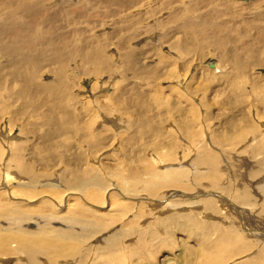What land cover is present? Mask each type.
I'll return each instance as SVG.
<instances>
[{
  "label": "bare ground",
  "instance_id": "1",
  "mask_svg": "<svg viewBox=\"0 0 264 264\" xmlns=\"http://www.w3.org/2000/svg\"><path fill=\"white\" fill-rule=\"evenodd\" d=\"M216 1H220L221 3V1L226 2L228 0H216ZM260 1L261 0H259L258 2L261 4V2L263 1L261 2ZM143 2H145V4H164L163 2H159L158 0H0V58H1L0 59V123L2 124L3 118H9L10 127L7 126V128H8V132L11 133L13 131L14 126H17L18 124L13 122L14 119L16 120L17 117H24V119L22 118L23 119L22 121L21 120L19 121V125H18L19 127L18 134L20 135V137H17L18 134L15 135L14 133H13L14 135L11 134L13 135L12 136L13 138L11 136L10 137L8 136L7 137L8 142L4 141V143H6V147L4 146V143L0 141V144L3 146V147L0 146V156H2L4 152H5L4 154H7L6 152L9 153L8 154L9 157L5 158L4 164H2L4 166L0 167L3 168V171H0V177L2 176L1 179L2 181L5 182L7 180L11 181L12 179L17 181V186H14L15 187L14 191L10 190V187L13 185L11 186L9 185L10 187L7 190L6 188L7 183L3 184L0 187V264H86L89 252L92 249L91 245H93L91 242L87 244V241L90 238H94L95 236H97V238L99 239L98 245L95 246V252L93 253L96 256H92L94 258L89 264H122L123 262L121 261L122 253L120 254L121 250H124L125 255L130 260H134V261L135 259L138 260L136 262L155 261V256H156L155 254L157 250L161 249V247L174 248L177 246L178 243L176 244L175 242L176 238L173 235L174 231L172 230L173 228L171 226L179 230V224L186 225L188 236L191 237V235H196L200 237L198 238L200 239L199 244L205 248V250H203L202 248L200 249V247H198L200 251L201 250L204 251L203 253L200 252V254L202 253L203 255L202 256L204 260L203 264H227L229 263V260L232 259L234 256L243 255L244 253H247L251 248L256 249L257 246H258V250H256V252H258L257 259H255L256 257L255 258L253 257L254 259H247L249 256H247V258L245 256L244 259H242L239 262H236L235 264H258V263L264 264V234L260 232L259 227L257 228L255 227L258 230H256L255 228L251 229L252 230L251 234L255 235L256 237L251 241L250 240L247 241L241 236V233L238 234L239 232H241V230L239 232L236 230L237 232L236 234L233 228L232 229L234 230V232H231L230 230L228 232L226 231L224 232L220 228L221 225L217 227L209 226L207 223H205V221L199 219L194 214V212L180 213L177 211L176 212L172 211L173 213H171L168 216L166 215L163 218L161 215H159L161 218L155 217V220L153 219L154 223L152 222L153 225L147 227V229L145 230H143L142 227L139 226L137 223H135V220L131 218L127 223L125 222L121 223L119 228L114 230L112 234L107 236H102L104 235L103 232L107 230V228L111 227L116 220L113 219L107 220L100 216H97L88 208V206L86 207L87 204H91L94 206L97 203L103 202V197L105 192L104 194H102L103 193L102 191L103 190L106 191L108 187L107 184L110 183V182L108 183L109 179L106 178L107 181H105V177H104L103 180L102 179L103 176L102 175L100 176V173L95 170L84 171L87 167L90 166L89 164L90 159L95 158L98 155V152L99 153L102 152L103 148H107V146H109L108 140L111 139L112 137H115L116 139L118 138L121 141H125L124 139L130 140L135 135H138L140 131L141 134L147 135L149 137L152 134H156V135L158 133L160 134V132L157 133V131H155L154 128H157V126L153 128V125L150 124V121L153 120L152 119L153 117L150 118L148 116L150 115L149 113H146L148 114L147 115L149 117L148 119L147 117L144 118L143 116H142L143 118H141L140 116L139 119L138 118L139 116L138 115L136 116V114L140 113V110L131 109L133 107L128 102L140 108L146 107L149 103L146 105L145 103L139 102V98L137 96L138 94L136 95L135 91L132 90L133 87L131 89L132 90L131 94H129L130 93L129 92L128 93L129 95L127 94L128 96H126L124 90H126V88L129 87L123 86L120 88L119 86L121 85V83H115L114 85L111 84L112 87L114 88L113 91L111 92L108 91V93H106L109 94V99L104 94V98H97L93 100L94 105L93 104L92 105L95 108H97L96 109L97 111L100 112L99 115L101 117H104L103 121H100L101 123L99 125L96 126L94 125L95 127L91 122H90L91 126H89L88 124L79 125L85 119L84 116H86L88 112L91 111L90 109L92 107L89 108L88 110V107L85 106L87 108L86 109L81 100L79 101V99L73 97L71 91L75 87L76 81H74L71 77L67 75V69L71 68V66H69L68 63H70L73 59L80 57V59L82 60L81 62L93 68L91 73L96 75L97 77L107 74L108 73L107 68L110 67L115 69L114 71L116 74H118V76L120 74L122 75V73H120V71L118 70L122 69L123 71H126L127 67L128 69L130 68L131 63L125 65H121V64L116 65L114 64V62L112 63L109 62V59L104 55V50L105 51L107 50L104 43L105 41L103 40L104 42L103 41L99 42L98 40L99 37L96 35H92L90 33L91 30L88 28V27H91L93 29L94 28L96 29L97 27L102 28V26L98 24L101 21L99 19L98 20L100 22L98 21V23L96 21L95 22L92 21L90 16L87 17L88 15L86 16L84 15L85 13L79 12L75 7H73L74 5L71 6L70 4H93V5L100 4L101 6L105 7V9L110 8V10L106 9V11L110 12L108 15H111L112 17L115 18V21L112 20L113 24H117L124 18L121 17L122 13L120 12L122 11L129 12V10L132 9V7H134L135 4L140 5L143 4ZM171 2L176 3V0H171ZM242 2L244 1L242 0ZM206 4L209 5V0H189V8L187 9L189 12L192 13L196 12L195 14L196 20H194V18L190 16H189L190 18H187V16L182 13L186 17H184L185 19H183L182 22L178 23L174 29V31L179 33L180 34L179 36L182 37L180 38L181 40L180 43L179 44L177 43L179 48L184 49L186 52H190L192 49L194 51V48L191 49L190 42L193 41L191 40L192 37H195L197 41L194 44H195V48L198 46L197 47L198 51H200L201 48L204 49V47H207L206 43H208V45L212 47V49L213 48L219 49L218 51H220V53L216 54V56H218L219 62L217 61L218 63L207 64V67L210 68V71L208 72L210 74L216 75V77L221 76V74H223L224 72L225 73L232 72L235 75H237V73H245L249 70L248 68L252 64L254 66L264 65V29L259 28V22L264 21V13L261 16L255 17L253 19L247 18L248 19L247 22L249 21L247 24H249L248 26L254 30V34H255L254 38L257 37L259 46H253V42L247 48H244L243 45H237L236 43L229 46L227 45V43L229 42L227 36L228 33L226 32L225 34L226 27L223 26L222 23L217 24L214 21L216 14L218 17L220 12L215 13L212 9V11L203 13L201 7L205 6ZM112 5H114V7L116 6L115 7L116 9H111ZM223 5L229 6L228 4H223ZM235 14L232 11L230 12V16L232 18L237 17V14L236 15ZM180 18L182 19L181 12L178 8H175L174 11L169 15V17H167V20L169 21L175 20L176 23V20ZM244 20L246 21V19ZM112 28L113 30L110 31V33H107L105 37L102 35L104 37L103 39H105L106 42L111 41L112 40L111 38L116 37L118 34V28H116V26ZM237 28L239 27L237 26ZM239 31H243V30H239ZM234 32L233 33L231 32V34H234ZM204 44H206V46ZM226 45L228 47H226ZM115 51L122 58L128 57L129 55H130L129 58H131L132 56L134 58V61H135V57L138 54V52L135 54L133 51L128 50L127 47H125L124 42L122 41L116 44ZM206 51L211 52L209 50ZM204 53L205 52H203V54ZM133 54H135V57L133 56ZM44 68H46V70ZM143 68L139 67L140 76L142 77V79L143 77L147 78L149 75H151L149 69L147 68L143 69ZM43 70H45L46 73L50 72L51 74H53L52 76L53 78L49 80H46L44 78L39 79V77L43 74L42 73ZM135 71L137 74L138 71L136 69ZM158 71L160 73V70ZM123 75L125 74L123 73ZM76 78L74 79L76 80ZM15 84H16V88L13 87L15 86ZM95 85L97 86V82L96 84L95 83L93 84V86ZM4 88L7 91L4 90ZM191 89H193L192 86ZM222 90L224 89L222 88ZM101 93H103V91ZM99 94L100 93H98V96ZM206 95L208 98V93ZM122 98L124 99L123 101H121ZM131 98L134 99L133 101H135V104L130 101ZM201 99L203 101L204 96ZM208 101L210 102V99ZM206 102L205 104L209 103ZM211 103L213 104V101ZM15 105L16 107H14ZM123 106L125 107L123 108ZM202 106L205 107V109L207 107L203 104ZM111 107H113V109ZM148 110L150 111V109ZM121 111H123L124 119H126L123 120L124 124L121 121V115H122ZM144 111L145 110H143V112ZM180 112L182 114V111ZM118 113L119 116L115 118L116 114ZM141 114L142 113H140V115ZM125 116H127L128 119L125 118ZM32 117H34L35 119H31ZM110 117H112L113 119H108ZM71 119L72 122L74 123L77 122V124L75 125L74 123L70 122L69 120ZM73 119H75V121ZM142 119H144V121ZM106 122L116 125L114 128L116 130L115 133L111 132L113 129L112 128L113 125L111 127V124L107 125L105 124ZM73 125L77 127H74ZM137 125H141V126H138L139 131L136 132L135 127H137ZM108 126L111 127V129H107L106 127ZM255 126H257V124ZM255 126L253 124V127ZM255 129L252 130L255 131ZM149 132L151 133L150 135L147 134ZM77 135H80L81 137V139L78 140L81 144H83L82 142L87 144L85 150L88 153L85 152L84 149L74 150L75 147L74 144L77 143L73 144V142L71 141L70 142L68 141L66 144L64 143L65 141L64 138L73 139ZM29 136H31L32 138L31 137L29 138ZM217 137H215V139L221 140V138L219 137L217 138ZM242 137H240V139ZM224 138L223 140H225ZM4 139L2 137V140ZM218 142L220 141L217 140V143ZM149 143H150L149 140L145 143L147 147L150 145ZM263 143L264 142H262V144ZM155 145H157V143ZM199 146H200L198 148L199 151H197L196 156L192 159V162L194 164L193 166H195V168H198L200 165H208L209 167H211L209 170L205 171L207 172V174L203 177L208 179H213L212 183L216 184V182L219 181L218 178L220 177L218 176L220 175L218 174L220 172L217 173V169L214 168V165H220L221 158L219 159V155L216 154L214 150L210 151V149L208 150L207 147L204 148L205 146L201 144ZM262 146L264 147V145ZM58 148L62 150L58 151L57 150ZM257 148L260 149L257 150L256 147L255 148L253 147L252 148L253 151L252 150L251 151L254 152L253 155L255 154L257 155V162H258V158H259L258 154L260 153L262 154L263 148L260 146V143L257 145ZM32 152L33 154L31 155ZM134 152L132 153L133 155ZM129 153L131 154V152ZM129 153L128 154L126 153L125 155L123 154L122 155L123 157L117 156L116 159L113 156L109 158L107 154L106 155L108 158H106L105 156L103 158L100 157V160H102L104 164L106 162H112V160H115L114 162L117 163L115 168L117 170L116 171L111 170L112 175L114 174L116 176L117 174L116 176L117 180L114 181L122 182V176L118 174L117 171L119 170V168L121 169L120 172L122 171V169L124 170L127 163H135V166L137 167L141 166L140 161H138L139 158H136V154L135 156H133L130 155ZM84 154L85 155L88 154V158L84 157ZM261 154L260 156L264 157ZM157 155L158 157L161 158V160L168 159V161L171 160L172 157H174L173 152L172 154L168 152H164L161 154L158 153ZM261 157H260V161H261ZM231 161L234 162V159H232ZM60 164H65L66 166H69V169L72 168L70 172L71 173L70 175L72 176L66 174L67 170L65 168L61 173H59L57 180L58 184L63 185L66 191L72 190L78 193L79 192L78 190H80L81 193L78 194L80 195L84 203L80 201H76L73 202L74 204H72L66 202L67 200H65L66 209H63L61 211L62 213L56 210L55 211L44 210L43 208H40L37 204L45 203L43 199L41 201H37L36 204L28 203V199L38 197L42 195V193H48V192L50 193V195L56 194L57 196L56 198H60L61 194L58 193L57 191L58 188L57 185H51L50 186L51 190L41 187V183L44 180H46V183L48 182L49 179L47 178L50 177L51 169L54 168L56 165H60ZM230 164L232 163L230 162ZM257 164H258L257 165L258 168L252 166L250 169L247 170V175L249 177L255 178L256 176H258L259 173L260 175L258 177L263 175L261 174V168H260L261 164L259 162ZM176 166L173 165L172 167L174 168L168 169L169 167L167 168L166 165L163 168H161L162 170L164 169L165 172L156 171L157 173H155L154 169L152 170V167L149 164L145 166L148 168H142L141 171L127 169L126 170V172L128 173L127 179L129 182L125 187V191L129 195L134 196L133 199H136V202L138 199L139 200L138 203H141V201L146 199V197L144 196L136 197V195L139 193H145L146 195H154L160 189L167 187L173 188L175 186L178 188L181 187V189L183 188V190L185 191H190L192 188L185 185V183L184 184L181 183L179 180L181 178H184V175L186 173L184 171L185 167L178 166V169H175ZM249 166L251 165L248 164L246 166V169L249 168ZM154 167L155 166H153V168ZM133 168L137 169L135 167ZM166 168L168 169V171H166L167 170ZM11 169L15 170L14 173L11 172ZM20 175H24L25 177H22ZM16 176L22 177L24 181L17 180ZM187 176H185V178ZM197 176H201V175L198 174ZM164 180L165 182H163ZM221 181H219V183ZM260 181L264 182V179H260ZM50 184L52 183H49V185ZM140 184H144L145 186L141 185L142 186L141 187ZM186 184H188V182ZM47 188L49 187L47 186ZM260 189L264 192V183L260 184ZM223 191L226 192L227 193L226 195L230 197L233 201L237 202L238 204L237 208L234 206L236 211H238V209L240 210L243 209L244 206L252 210L254 209L253 196L247 190L246 187L242 186L239 189H234L231 185H229L227 187H224ZM13 194L14 195L18 194L20 198L13 197ZM110 195H114V194L110 193ZM73 198L75 199L76 197ZM206 198L209 200L203 201L201 203L203 210L218 212L219 209L217 206H221V204H223L220 201H218L219 198L217 200L215 199L216 197H214V199H210L208 197ZM113 200L114 198L112 199V205L116 206ZM221 201L226 203L223 199ZM94 202L95 204H93ZM192 203H196V202H192ZM133 204L130 205V203H127L125 205L126 207L129 208V205L133 206ZM125 205L123 203L124 207L121 206L123 208H120L118 210L119 211L124 210L125 212H127L128 209L125 207ZM153 205H155V207H158L159 209H161L164 206L163 202H158L155 204L153 203ZM116 207L115 209H117ZM113 211L111 213H113ZM142 212H144V210ZM142 212L140 211L137 212L136 215H134V217L138 219L139 216L142 214ZM263 212H264V208H263ZM111 213H107V214L105 213V214L108 216V214ZM114 215L117 216L120 214L115 213ZM31 220H34L33 222L37 221L38 222L37 226L34 224V226L30 228L29 224L32 222L30 223L27 222ZM249 224L250 223H248V225ZM251 226H253V224ZM235 227L237 228V226ZM242 232H243L242 234L245 235L244 231ZM101 233L102 235H100ZM212 233H215L216 241L212 240V235H211ZM130 238H133L132 239L133 242L130 241L131 243L125 246L124 245L126 243L125 241ZM215 242H218L220 244V246L223 248L222 251H220L221 250L220 249L217 250L218 252H216V249L217 248L219 249L221 247H218V244ZM185 243H183V248L185 250V253H187V256H189L190 254L193 255L192 246H190L189 244L186 245ZM214 243H215V251L213 250L212 252L211 250L213 246L212 248L210 246L214 245ZM112 251L115 252L117 255L114 256ZM193 252L195 251L193 250ZM193 257L196 258V256ZM128 258H126V260H128ZM199 258L201 257L199 256ZM129 263L130 261L128 262V264Z\"/></svg>",
  "mask_w": 264,
  "mask_h": 264
},
{
  "label": "rangeland",
  "instance_id": "2",
  "mask_svg": "<svg viewBox=\"0 0 264 264\" xmlns=\"http://www.w3.org/2000/svg\"><path fill=\"white\" fill-rule=\"evenodd\" d=\"M158 1L163 2L165 5L164 4H145V2H143V4H140V5L135 4L134 7H132V9L129 10L130 13L128 11L120 12V13H122L121 17L122 18L124 17L125 19L123 18L121 20L123 22L120 21L117 24H113V21H115V18L112 17L111 15H108L110 12L106 11V9L110 10V8L105 9V7L101 6L100 4L99 5L98 4L97 5H93V4H70L71 6L74 5L73 7H75L79 12L85 13L84 15H86V16L88 15L87 17L90 16L92 21H94V22L96 21L97 23L99 20L101 21V22L99 21L100 23H98V24H100V26H102V28L101 27H99V28L97 27L96 29L95 28L93 29L91 27H88V28L91 30L90 33L92 35H96L99 37V39H98L99 42L103 41V40L105 41V42L104 41L103 42L105 43L107 50L106 51L104 50V55L109 59V62H111V63L114 62V64H116V65H119V64L125 65V64L131 63L130 68L128 69V67H127L126 71H123L122 69L118 70V71H120V73H122V75L120 74L118 76V74H116L114 71L115 69L110 67V68H107L108 73L104 74L100 77H97L96 75L92 74L91 71L93 70V68L91 66L85 65L83 62H81L82 60L80 59V57L73 59L74 62L72 60L70 63H68V65L71 66V68L67 69V75L69 77H71L74 81H76L75 87L71 91L73 94V97H76L77 99H79V101L81 100L83 102L84 107L85 106L88 107V110H89V108L92 107L90 109L91 111L88 112L89 115L87 114L86 116H84L85 119L83 118L84 120L79 125H84V124L87 125L88 124L89 126H91L90 125L91 123H93V126L99 125L101 123L100 121H103L104 117H101L99 115L100 112L97 111L96 110L97 108H95L93 106L94 105L93 100L97 99V98H104V94L109 99V94H106V93H108V91H110V92L113 91L114 88L112 87V85H114L115 83H121V85L119 86L120 88L123 86L130 88V89L126 88V90H124V93L126 96L131 94V92L133 90V91H135L136 95L138 94L137 96L139 98V102L145 103L146 105L149 103L146 107L140 108V107L135 106L132 103L128 102L133 107L131 109L140 110V113H142L141 115H140V113L136 114V116L137 115L139 116L138 117L139 119H140V116H141V118L147 117V119L149 117L150 118L153 117L152 118L153 120L150 119L153 121V122L150 121V124L153 125V128L155 126H157V128H154L155 131H157V133L160 132V134L158 133L159 135L158 134L157 135L156 134L150 135L151 134L150 132L147 133L148 135H150L151 138L147 135L141 134L140 133L141 131H140L139 133L142 136H140L138 133V135H135L130 140L124 139L125 141H121L120 139H118V138L116 139L115 137H112L111 139L108 140L109 146H107V148L102 149L103 153L98 152V155L95 158L90 159V161H89V164H90L89 167L90 168L87 167L84 171L95 170V171L100 173V176L101 175L103 176V178H102L103 180H104V177H105V181H107L106 178L109 179L108 183L109 182L110 183L109 184L106 183L108 185L107 190L102 191L103 192L102 194H104V192H105L104 197H103V202L97 203V204H95V202H94L93 203V204H95L94 206L91 204H87L86 207L88 206V208L97 216H100V217L107 219V220L108 219L116 220L112 224L111 227L107 228V230H105L103 232L104 235H102V233L100 234L102 236H107V235L112 234V232L114 230L119 228L121 223H123V222L127 223L129 221V219H131V218L134 219L135 223H137L139 226H141L143 230H145V229H147V227H150L153 225L155 217H160L159 215H161L163 218L166 215L168 216L171 213L177 211L180 213H182V212H189V213L194 212V214L199 219H201L202 221H205V223H207L209 226L217 227V226L221 225L220 228L224 232L225 231L228 232L229 230L231 232H234V230H235V234H236L237 233L236 230L238 232L241 230V232H239L238 234L241 233V236L244 239H246L247 241H249V240L251 241L252 239H255V237H256L255 235L251 234L252 233L251 229H254L255 227L256 228L259 227L260 232L264 234V229H263L264 228V212H263L264 192L260 189V184L264 183V182L260 181V179H264V157L260 156L261 153L258 154V157H259L258 162L261 164V166H260L261 174H263V175L258 177L260 175V173H259L258 176H256L255 178H251L247 175V170L250 169L252 166L258 168L257 167V165H258L257 164L258 163L257 162V155L256 154L253 155L254 152H252L253 151L252 148L256 147V149L259 150L260 148H257V145L260 143V146L264 149V147L262 146V145H264V143L262 144V142H264L263 141L264 140V107H263L264 106V86H263L264 85V65H255V66H257V67H255L252 64L249 66V68H248L249 70L247 72L237 73V75L233 74L232 72H229L230 75H229V73L224 72L223 74H221V76H217V77L214 74H210L208 72V71H210V68L207 67V64H209V63L214 64V63L219 62L218 56H216L217 53H220V51H218L219 49H214V48L212 49V47H210L208 45V43H206L208 48L204 47L205 50L203 48H201L200 51H198V49H197L198 46L195 48V44H194L197 41V39L195 37H192L191 40H193V41L190 42L191 43V49L194 48V51H193V49L191 50L193 52H191L190 50H189L190 52H186L184 49H182V48L180 49L178 46V44L181 41L180 38H182V37L179 36L180 35L179 33L174 31L176 25L178 23L182 22L183 19H185L184 17H186V16H187V18L192 17V18H194V20H196L195 19L196 18L195 17L196 12L192 13V12H189L187 9V8H189V0H176V3L171 2V0L170 1L169 0H164V1L158 0ZM168 1L173 3V4L169 3ZM187 1H188V3H187ZM243 1L244 2H242V0L241 1L240 0H228L226 2L221 1V3H220V1L209 0V5L206 4L207 7H206V5L201 7V10L203 13L212 11V9L215 13L220 12V14H219L220 17L219 16L217 17V14H216L214 21L217 24L222 23L223 26L226 27L225 34H226V32L228 33L227 36H228V39L230 42V43L228 42L227 45L230 46V45L236 43L237 45H243L244 48H247L253 42V46H259L257 37L254 38V36H255L254 30L248 26L249 24H247V23L249 21L247 22V20L253 19L255 17H259L264 13V0H261L263 2L260 1L261 4L258 2L259 0H254V1L253 0H247V1L243 0ZM185 3L188 5H186ZM223 4H228L229 6H224ZM112 7H114V5H112ZM112 7H111V9H116L115 8L116 6L114 8H112ZM175 8H178L180 10L181 16H182V19L180 18V19L176 20V23H175V20L174 21L173 20H170V21L167 20V17H169V15L174 11ZM230 9H232V10H230ZM229 11L230 12L232 11L234 14L236 13L237 17L232 18L230 16ZM182 13L185 14L186 16H184ZM238 14H239V16H238ZM148 17H150V18H148ZM238 19H239V22H238ZM244 19H246V21ZM245 22H246V24H245ZM106 23H107V25H106ZM115 26H116V28H118L117 36L111 38L112 39L111 41L106 42V40L103 38L105 37V35L107 33H110V31L113 30L112 27H115ZM227 26H228V28H227ZM237 26L239 28H237ZM247 26H248V28H247ZM259 28L264 29V21L259 22ZM239 30H243V31H239ZM100 31H103V32H100ZM231 32L232 33L234 32L235 35L231 34ZM230 34H231V36H230ZM244 39H246V40H244ZM121 41L124 42L125 47H127L128 50L133 51L135 54L138 52V54H137L138 57L137 56L135 57V54H133V56L135 57V61H134V58L132 56H131V58H133V59L129 58L130 55L128 57L122 58L115 51L116 50V44L121 42ZM177 41H179V42H177ZM110 43H111V45H110ZM206 44H204V45L206 46ZM193 45H194V47H193ZM227 45H226V47H228ZM134 49H135V51H134ZM202 50H204V51H202ZM206 50H209L211 52H208ZM203 52H205V53L203 54ZM80 62L82 63V65ZM134 63H136V64H134ZM139 67H141V68L144 67L143 69H146V68L149 69V72L151 73V75H149L147 78L143 77V79H144L143 80L142 77L140 76ZM167 67H169V68H167ZM111 68H112V70H111ZM44 69L46 70V68H44ZM88 69H89V71H88ZM135 69L138 71V73H137L138 75L136 74ZM45 70H43V72H42L43 74L39 77V79H43V78L46 80L52 79L53 74H51L50 72L46 73ZM129 70H131V71H129ZM158 70H160V73L162 75L159 73ZM44 71H45V74H44ZM152 72L153 73L155 72L154 75ZM123 73L125 75H123ZM155 74H157V75H155ZM246 74L248 75V77ZM122 76H123V78H122ZM152 76H153V78H152ZM157 76L159 79L157 78ZM139 77H141V78H139ZM74 78H76V80ZM130 78H132V79H130ZM251 78H253V79H251ZM117 80H119V81H117ZM93 82L95 84L97 82V86L96 85L93 86V84H94ZM191 86L193 89H191ZM13 87L16 88V84ZM132 87H133V89H132ZM222 88L224 90H222ZM95 89L97 92L95 91ZM105 89H106V91H105ZM168 89H169V91H168ZM4 90H6V89L4 88ZM205 90H207V91H205ZM256 90H258V91H256ZM102 91H103V93H101ZM104 91H105V93H104ZM98 93H100L99 96H98ZM207 93H208V98L206 95ZM234 93H236V94H234ZM167 94H168V97H167ZM96 96H98V97H96ZM169 96H170V98H169ZM174 96H175V98H174ZM203 96H204V99H203L204 103L201 99ZM209 99H210V102L208 101ZM123 100L124 99L122 98L121 101H123ZM133 100L134 99H132V98L130 99V101L135 104V101H133ZM205 100L207 102H209L208 103L209 105L205 104V102H206ZM211 100L213 101V104L211 103L212 102ZM168 103L171 105H169ZM234 103H235V105H234ZM202 104L207 106L206 109H208V110H206L205 107L202 106ZM14 107H16V105ZM124 107L125 106H123V108ZM111 108L113 109V107H111ZM222 108H224V109H222ZM148 109H150V111ZM143 110L148 111V112H145V111L143 112ZM180 111H182V114ZM121 112H122L121 121L124 124L123 120H126V119H124L123 111H121ZM146 113H149L150 115H148ZM94 114H95V116H94ZM118 116H119V113L116 114L115 118H117ZM179 117L180 118L182 117V118L180 119ZM22 118L24 119V117H17L16 120L14 119L13 122L18 123V124H17V126H14L13 131L11 133L8 132V128H7V126L10 127L9 118H3L2 119V124L0 123V141H2L3 143H4V141L8 142V140H7L8 136L12 137L14 134L15 135L18 134V131H19L18 125H19V121L23 120ZM125 118L128 119L127 116H125ZM31 119H35V118L32 117ZM108 119H113V118L110 117ZM73 120L75 121V119H73ZM142 120L144 121V119H142ZM69 121L72 122V119ZM235 121H236V123H235ZM181 122H183V123H181ZM72 123H74V122H72ZM108 123L109 122H106L105 124H107V125L111 124V127L113 125V127H112L113 129L111 132L115 133L116 130L114 128L116 125H114L112 123H109V124ZM74 124L76 125L77 122ZM253 124H254V126L257 124V126H255L256 129H255V127H253ZM75 125H73V126L77 127ZM138 126H141V125H137V127H135L136 132L139 131ZM181 126H182V129H181ZM183 126H186V127H183ZM111 127L108 126L106 128L111 129ZM252 129H255L256 132ZM170 130H172V131H170ZM215 131H217V132H215ZM11 134H13V135H11ZM18 135H17V137H20V135L19 136ZM236 135H237V137H236ZM4 136H5V139H4ZM217 136L219 138H221V140L215 139V137H217ZM2 137L4 140H2ZM30 137L31 136H29V138ZM137 137H139V138H137ZM240 137H242V138L240 139ZM223 138L225 140H223ZM64 139H65V141L64 140H62V141H64L65 144L68 141L73 142V144L74 143L78 144V145L74 144L75 145V147L73 146L74 150L75 149H82V150L86 149L87 144L84 142H82L83 144H81L78 141L81 139L80 135H77L73 139H69V138L68 139L64 138ZM116 140H119V141H116ZM148 140L150 141V143H149L150 145L147 147V145L145 143ZM214 140H216V141H214ZM217 140L220 142L217 143ZM234 140H235V142H234ZM222 142H223V144H222ZM152 143H154V144H152ZM156 143H157V145H155ZM199 143L201 145H204L205 146L204 148L207 147L208 150L210 149V151L214 150V152L219 155V159L221 158L220 159V162H221L220 165H214V168L217 169V173L220 172L218 174V175H220V176H218V177H220V178H218V180L221 181V179H222V181L220 182L221 184L219 183V181L216 182V184L215 183L213 184L212 183L213 179H208V178L203 177L207 174V172H205V171H207L211 168L208 165H200L198 168H195V166H193L194 164L192 162V159L196 156L197 151H199V149H198L200 147ZM230 143H232V144H230ZM62 144H63V142H62ZM133 144H134V146H133ZM110 145H112V146H110ZM0 146H2V145L0 144ZM4 146L6 147V143H4ZM228 147H229V149H228ZM155 149H157V150H155ZM263 149H262L261 155L264 156V150ZM57 150L60 151L62 149L58 148ZM85 152H87V151L85 150ZM123 152H126L127 154L129 152H131V154L129 153L130 155H133L132 153L134 152L133 156H135V154H136V158H139L138 161H140L141 166L137 167V166H135V163H127L124 170L122 169V171H121L122 173L120 172L121 169L119 168V170L117 172H118V174H120L122 176V182H120V181L117 182V181H114V180H117L116 179L117 174H116V176L114 174L113 175L111 174V172H112L111 170H113V171L117 170V169H115L116 165H117V163L114 162L115 160H112V162H106L104 164L102 162V160H100V157L103 158L105 156L106 158H108V157L110 158L111 156H113L116 159L117 156L121 157L123 154L124 155L126 154ZM164 152H168L171 154L173 152L174 157H172L171 160H169V161H168V159L161 160V158L158 157L157 154L158 153L161 154ZM4 153L2 156H0V167L4 166V165H2V164H4V159L9 157L8 152H6L7 154H4ZM210 153H213V152H210ZM32 154H33V152L31 153V155ZM85 154H84V157L88 158V154L87 155H85ZM106 154L108 155V157ZM141 156H142V158H141ZM260 157H261L262 162L260 161ZM225 158H227V159H225ZM232 159H234V162L231 161ZM148 161H149V163H148ZM150 161H151V163H150ZM230 162L232 164H230ZM147 164H149L152 167V170L154 169L155 173H157L159 171L165 172V170L164 169L162 170L161 168H163L166 165H167V168L169 167L168 169L174 168V167H172L173 165H175V166L178 165V166H182V167L184 166L185 167L184 171L186 173L184 175V178H181L182 180L181 179H179V180L181 183H183V184L185 183V185L191 187L192 188L190 190L191 192L185 191V190H183V188L181 189V187L180 188H178L176 186L173 188L167 187V188L160 189L154 195H146L145 193H139L136 195V197L144 196V197H146V199H145L146 201L143 200V201H141V203H138L139 200L137 199V202H136V199H133L134 196L129 195L125 191V187L127 186V183L129 182L127 179L128 173L126 172V170L127 169H133L135 171H141L142 168H148V167H145V166H147ZM170 164H172V165H170ZM248 164L251 166H249V168L246 169V166ZM153 166H155L156 168L155 167L153 168ZM178 166H176L175 169H178ZM133 167H135L137 169H134ZM65 168L67 170L66 174H69V176H72V175H70L72 168L69 169V166H66L65 164H60V165H56L54 168L51 169L50 177L47 178V179H49L48 182L46 183V180H44L41 183V187H44L48 190H51V187H50L51 185H57L58 186L57 191H58V193L61 194V196H60L61 199L56 198L57 197L56 194L50 195V193L48 192V193H42V195H40L38 197L28 199V203H31V204L35 203L36 204L37 201H41L43 199V201H45V203H38L37 204L40 208H43L44 210H54V211L56 210L58 212H61L63 209H66L65 200H67L66 202L72 203V204H74L73 202H76V201H80V202L84 203L82 201V198L78 194V193H81L80 190H78L79 191L78 193L75 191H72V190L66 191L63 185L58 184L57 180H58L59 173H61ZM230 168H232V169H230ZM168 169L166 171H168ZM0 171H3V168H0ZM14 171H15L14 169H11L12 173H14ZM107 171H108V174H107ZM174 171H176V170H174ZM106 174H107V176H106ZM198 174H200L201 176H197ZM20 176L25 177L24 175H20ZM20 176H16V179L20 180V181H22V180L24 181V179H22V177H20ZM185 176H187V177L185 178ZM196 176H197V178H196ZM1 178H2V176L0 177V182H1L0 187L3 184L7 183L6 184L7 190L9 189V187L11 185H13V186L10 187V190H13V191L15 190L14 186H17L16 180L12 179L11 180L12 182L9 180H7L5 182V181H2ZM223 181H224V183H223ZM163 182H165V180ZM187 182H188V184H186ZM49 183H52V184L49 185ZM225 183H227V184H225ZM228 184L231 185L234 189H239L242 186L246 187L247 190L253 196L254 209L252 210V209L246 208V206H244L243 209H241V210L238 209V211H236L235 207L237 208V205H238L237 202L233 201L230 197H228L226 195L227 193L223 191L224 187L229 186ZM141 185L145 186L144 184H140V186ZM47 186L49 188H47ZM217 186L219 187V189ZM110 193H113L114 195H110ZM13 197L20 198L18 196V194H15V195L13 194ZM73 197H76V198L74 199ZM112 197L114 198V200L116 199L115 201L113 200V202H115L117 207L112 205V199H113ZM206 197H208L210 199H214V197H216L215 198L216 200L219 198L218 201H220L223 204H221V206H217L219 209L218 212H211V211L203 210L201 203L203 201L209 200ZM220 199L221 200L223 199L226 203H224ZM14 200H16V199H14ZM158 202H163L164 206L161 208L162 210L159 209L158 207H155V205H153V203L155 204ZM192 202H196V203H192ZM123 203H124V205L127 203H130V205H132L133 203L134 204H133V206L129 205V208L126 207V205H125V207L128 209V210L126 209L127 212H125L123 209H121L123 211H119L118 209L124 207ZM140 205L143 207H141ZM121 206H123V207H121ZM115 207L117 209H115ZM142 209L144 210V212H142L143 211ZM113 210H116V211L118 210V211L116 212ZM255 210H256V212H255ZM112 211H113V213H111ZM139 211L142 212V214L137 219L136 217H134V215H136V213ZM105 213L106 214L111 213V214H108V216L109 215H111V216L108 217ZM115 213L120 214V215H117L118 218H117V216L114 215ZM112 215H113V217L115 216L116 218L114 217L115 218L114 219L112 217ZM33 221L34 220L27 222V223L32 222L29 224L30 228H32L34 226V224L37 226L38 222L37 221L33 222ZM254 221H256V222H254ZM248 223H250V224L248 225ZM252 224H253V226H251ZM138 225H137V228H138ZM234 225L237 226V228ZM255 225H257V226H255ZM171 227L170 228L174 231L173 235L176 238L175 242H176V244L178 243L176 247H174V248H167V247L162 248L161 247V249L157 250V252L155 254L156 255L155 261H143V262L142 261L136 262V261H138L136 259H135V261L130 260L125 255L124 250H121L120 254L122 253V260H121V261H123L122 264L123 263L128 264L129 261H130L129 264H131V263L132 264H144V263L145 264H188V263L189 264H192V263L193 264H203L204 260L202 257L203 256L202 253L204 252L203 250H205V248L199 244L200 239H198V238H200V237L196 236V235H191V237L188 236L187 228H186L185 224H179V230L175 229V227H173V226H171ZM261 227H263V228H261ZM180 228H181V230H180ZM184 229H185V231H184ZM256 230H258V229H256ZM242 231H244L245 235L242 234L243 233ZM197 233H199V232H197ZM211 235H212V240L216 241L215 233H212ZM132 239L133 238L127 239L125 241L126 243L124 245L125 246L129 245L131 243L130 241H132ZM196 239H197V241H196ZM98 240L99 239L97 238V236H95L94 238H90L87 241V244L90 242L93 244V245H91V247H92V249L93 248L94 249L90 250L86 264H89L93 260L94 257H92V256H96L93 253L95 252V246L98 245ZM177 241H179V242H177ZM185 242H187V243H185ZM183 243H185L186 245L189 244L190 246H192L193 250L195 251V252H193V250H192L193 255L190 254L189 256H187V253H185V250L183 248ZM215 243L218 244V247H221L218 242H215ZM215 243H214V245L210 246L211 248L213 246V248L211 250L212 252H213V250L215 251ZM198 247H200V249L202 248L203 250L200 251V249ZM124 249H125V247H124ZM251 249L247 253H244L243 255L234 256L235 258L233 257L232 259H230L229 263H227V264H235L236 262H239L242 259H244L245 256H246V258H247V256H249L247 259H254L255 257H256L255 259H257L258 258V252H256V250H258V246L256 247V249L255 248H251ZM217 250L222 251L223 248L222 247L219 249L217 248L216 252H218ZM254 251H255V253H254ZM200 252H202V253L200 254ZM249 252H250V254H249ZM113 254H114V256L117 255L115 252H113ZM254 255H257V256H254ZM89 256H90V258H89ZM193 256H196V258ZM199 256L201 258H199ZM126 258H128V260H126ZM193 258H195V259H193ZM200 259H202V260H200ZM150 262H153V263H150Z\"/></svg>",
  "mask_w": 264,
  "mask_h": 264
}]
</instances>
